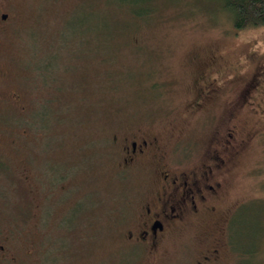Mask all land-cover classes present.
Segmentation results:
<instances>
[{"label":"rangeland","instance_id":"obj_1","mask_svg":"<svg viewBox=\"0 0 264 264\" xmlns=\"http://www.w3.org/2000/svg\"><path fill=\"white\" fill-rule=\"evenodd\" d=\"M107 2L0 0V244L12 239L18 264H155L121 257L155 174L123 169L122 137L155 134L170 163L199 162L234 111L241 133H255L227 195L175 232L156 264H197L214 239L222 264H264V26L237 30L207 0H150L139 6L154 16L124 38L115 27L130 18H114L123 3ZM107 18L110 43L92 31ZM105 55L125 72H109ZM204 71L220 94L197 112ZM252 78L258 89L239 107Z\"/></svg>","mask_w":264,"mask_h":264},{"label":"flooded vegetation","instance_id":"obj_2","mask_svg":"<svg viewBox=\"0 0 264 264\" xmlns=\"http://www.w3.org/2000/svg\"><path fill=\"white\" fill-rule=\"evenodd\" d=\"M201 79L203 83L199 85L192 103L197 112L203 111L220 94L216 82H209L204 74ZM256 83L255 78L246 82V87L239 94V107L247 103L246 98L252 90L258 89ZM12 97L17 99L16 95ZM236 113H228L227 131L211 139L209 149L199 162L191 159L179 164L175 160L170 163L168 158L171 155L155 134L122 137L119 151L123 169L155 171L152 191L142 199L137 216L128 222L121 238L120 244L125 246L121 254L123 260L135 253L142 255L144 260L155 259L156 264L160 251L175 232L189 230L202 217L218 211L219 203L228 193L227 179L233 164L255 133L254 130L241 133V125L237 121L233 123ZM16 253L20 251L12 239L0 244V264H18L20 260ZM223 257L224 244L222 240L214 239V245L200 253L197 264H222Z\"/></svg>","mask_w":264,"mask_h":264},{"label":"trees","instance_id":"obj_3","mask_svg":"<svg viewBox=\"0 0 264 264\" xmlns=\"http://www.w3.org/2000/svg\"><path fill=\"white\" fill-rule=\"evenodd\" d=\"M118 1L119 0H116V2H113L111 0V2H107V4L109 3L110 5L112 3L111 6H113L115 3L117 4ZM121 1L123 4L119 8L124 9V10H121L119 15L115 14L114 18L116 19L119 16L128 17V19L130 18V22H123L122 25H120V30H118L119 27H115L118 32L117 35L124 37V38L138 36V34L140 33V32L138 33L139 29H135V28H137V26L139 25L140 26L142 25V22H140L138 19L145 20V19H149L150 17L154 16V14L151 12L152 10H154L152 6H139V5L141 3L143 4L144 2H145V5H147V4H151V2L150 0H121ZM207 1L220 4L221 6H216V7H218V9L222 11L223 10L226 11L231 16L234 27L237 30H242V29H246L249 27H255V26L256 27L264 26V0H207ZM107 19H108L106 21L107 26H105L104 28H99V27H103V25L99 26L98 24H96L94 26V29H92V31H94L95 34L101 33L103 40H100V41H106L110 43L113 39H115L114 37H111L112 36L111 29L114 28L113 27L114 25H111L110 24L111 22L109 23V20L111 18H107ZM135 22H136V25L134 26L133 23ZM85 30L86 32H89L90 29L85 28ZM83 40L86 41L85 38ZM104 57L107 58V60H105L106 62H104V66L105 68L110 70L109 72H114L115 74L125 72V67L122 68L120 67L121 65L119 67L116 65L115 61L117 60H113L115 59L114 57L107 56V55H105ZM203 74L207 75L206 71L202 72L201 76H203ZM208 80L209 82L213 81L212 79H208ZM252 251L253 250H250L247 253L245 251V253L248 255Z\"/></svg>","mask_w":264,"mask_h":264},{"label":"water","instance_id":"obj_4","mask_svg":"<svg viewBox=\"0 0 264 264\" xmlns=\"http://www.w3.org/2000/svg\"><path fill=\"white\" fill-rule=\"evenodd\" d=\"M4 18H6V16H4Z\"/></svg>","mask_w":264,"mask_h":264}]
</instances>
